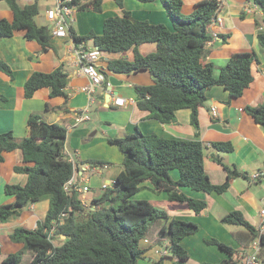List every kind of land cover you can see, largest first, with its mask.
<instances>
[{
	"label": "trees",
	"instance_id": "trees-1",
	"mask_svg": "<svg viewBox=\"0 0 264 264\" xmlns=\"http://www.w3.org/2000/svg\"><path fill=\"white\" fill-rule=\"evenodd\" d=\"M4 1L12 12V18H0V37L21 33L27 40L36 41L43 51L53 47L50 28L36 21L39 0ZM67 1L79 11H103L104 0ZM160 1L172 22L171 27L136 19L125 9L124 0H115L123 14L107 17L102 34L90 31L80 35L73 27V39L76 44L92 40L106 53L132 51V59L110 60L108 70L128 74L148 71L153 83L134 85L138 107L163 124L175 121L177 110L190 109L196 138L144 134L140 129L123 136L109 137V143L117 146L123 154V168L113 185L102 189L89 206H84L80 194L74 190L70 193L65 191L67 182L85 163L104 166L110 162L95 158L71 160L65 150L67 128L58 122H45L39 114H30V134L27 137L17 139L13 131L0 133V164L5 160V153L17 149L22 152L23 161L32 164L15 166L16 172L27 174V180L25 184L5 185V193L15 197V201L0 206V223L13 215H21L30 204L46 199L50 201L44 219L35 229L20 226L10 235L13 242L22 243L33 256L28 264H189V253L182 240L197 233L199 225L176 218L171 213L192 210L199 214L208 204L206 200L186 194L181 188L223 194L229 189L231 178L238 175V171L226 165L222 157L215 156L213 159L227 171V179L222 184L212 183L205 169L207 148L230 153L234 145L232 142L204 144L200 141L199 111L207 101V91L215 86H222L231 98L241 97L254 80L253 65L259 63L258 55L255 51L232 54L216 77L214 64L206 58L207 45L213 38L210 27L218 24L224 0H200L190 13L183 12L186 0ZM246 1L263 13L264 25V0ZM242 15H245V10ZM257 25V37L264 50V28L259 22ZM145 43H155L156 51L143 55L139 46ZM0 72L15 78L11 66L3 60H0ZM68 82L69 74L63 66L51 72L35 71L24 84V95L32 98L37 91L47 88L50 97L67 98L65 89ZM0 99L6 101L7 97L0 94ZM246 110L264 128V107L247 106ZM173 171L179 173L178 178L173 177ZM146 182L151 184L154 192L165 193L166 200L134 199L146 188ZM63 213L68 215L63 223L57 225L51 242L47 238L48 230L54 221L59 222ZM221 222L244 227L247 244L245 238L240 239L245 245L259 238L262 247L259 262L262 260L264 234H260L259 228L254 227L242 211L226 213ZM158 223H162L159 236L167 240L170 255L148 261L145 253L149 248H143L140 243ZM206 241L229 255L218 264L239 263L236 260L239 252L233 247L217 239ZM157 243L162 244L160 241ZM22 256V252L9 253L2 264H22Z\"/></svg>",
	"mask_w": 264,
	"mask_h": 264
},
{
	"label": "crops",
	"instance_id": "crops-1",
	"mask_svg": "<svg viewBox=\"0 0 264 264\" xmlns=\"http://www.w3.org/2000/svg\"><path fill=\"white\" fill-rule=\"evenodd\" d=\"M39 6V15L36 21L39 25L50 27L47 11L55 8L57 0ZM200 0H186L183 12L190 13L194 4ZM32 2V0H27ZM39 2V1H38ZM224 7L219 14L218 24L212 25L213 38L207 45V61L214 64V75L217 77L222 67L228 62L232 54L240 51H255L259 63L253 65L254 80L250 87L245 89L239 98H231L228 91L222 86H215L207 91V101L199 111V136L204 144L213 142H232L233 152L224 153L213 148H207L205 155V169L212 183L222 184L227 179V171L223 165L217 163L213 157H222L224 163L238 171V175L230 180L229 189L223 193H206L195 191L191 188H181L186 194L207 201V208L197 214L192 210L177 211L172 216L191 220L199 225V231L186 236L182 245L189 253V264H218L229 255L217 245L207 243V239H217L233 247L239 252L236 257L238 264H244L245 254L251 250V243L245 245L240 237L245 238L247 230L242 226L227 225L221 222V217L232 210H240L254 227L261 222L259 210L264 206V175L254 180L253 174L264 170V128L256 123L247 112V106L264 107V50L258 40L259 27L263 25V13L253 8L250 13L245 10L246 0H224ZM39 5V3H38ZM125 9L130 11L136 19L149 20L151 23H163L171 27L168 17L160 0L141 2L139 0H124ZM245 10V15L242 12ZM41 11L44 14H41ZM123 14L115 0H104L101 13L93 11L74 10L72 15L76 32L85 35L90 31L102 34L104 21L110 16ZM12 18V12L4 0H0V18ZM38 18H44L45 23H40ZM264 28V25L262 26ZM221 35L226 37H221ZM71 40L53 38V47L43 51L42 47L32 40H27L23 34L16 33L12 37H0V60L8 63L14 71L15 78L11 79L0 72V94L7 100L0 99V133L13 131L15 138L22 139L29 136L28 119L30 114H39L45 122L60 123L67 128L65 150L74 158L81 161L88 159H101L110 162V165L100 172L86 169L85 163L77 169V177L84 176L86 184L90 182L99 185L101 191L103 184L113 183L122 170L123 154L117 146L109 143V137L123 136L140 129L144 134L155 133L160 136L179 139H195L196 130L191 124V110L180 109L175 112L176 120L170 124H163L149 117L148 111L141 110L136 101L134 85H151L152 77L148 71L132 73H113L108 70V62L118 58H133V52L106 53L98 66L104 74V82L98 87L95 100L90 104V96L83 88L88 85L89 78L79 71L75 58L70 52ZM74 43V41H73ZM83 45L92 48V40L83 42ZM155 43H145L139 46V51L147 55L156 51ZM63 66L69 74L66 86L67 98L63 96L50 97L47 88L40 89L32 98L24 95V84L35 71L51 72ZM108 74L106 78V74ZM114 76L121 85L109 87L110 77ZM117 98L124 100V105H117ZM215 108V114L212 112ZM88 109V110H87ZM87 110V111H85ZM85 113L89 118L77 122L79 114ZM32 165L22 159V152L14 150L5 153V160L0 164V206L13 203L15 197L5 193L8 183L25 184L27 174L14 170L15 166ZM89 167L94 165L90 164ZM174 178L179 173L173 171ZM101 182V183H100ZM148 194L145 198L164 201L166 194L154 192L149 182L145 183ZM88 191V192H89ZM101 194V193H99ZM85 195L82 199L87 205L91 204L94 197ZM48 199L30 204L21 215L11 216L6 222L0 223V264L9 253L23 252L22 243L13 242L10 235L20 226L35 229L38 222L42 221L49 209ZM162 223L152 226L148 236L141 241L143 248H149L145 253L146 259L153 260L162 256L167 240L159 236ZM247 237V236H246ZM245 242L247 238H245ZM162 242L159 245L157 242ZM247 244V242H246ZM25 252H27L25 250ZM24 252V253H25ZM29 262L33 256L27 252ZM23 260V257H22ZM171 260V259H169ZM259 264H264V256Z\"/></svg>",
	"mask_w": 264,
	"mask_h": 264
},
{
	"label": "built area",
	"instance_id": "built-area-1",
	"mask_svg": "<svg viewBox=\"0 0 264 264\" xmlns=\"http://www.w3.org/2000/svg\"><path fill=\"white\" fill-rule=\"evenodd\" d=\"M76 8L74 6L68 5L67 0H57L56 6L53 9L47 11V18L51 22L50 30L53 38H64L71 40V47L70 52L72 56L75 58V63L79 68V71L86 75L89 78V83L87 86L83 88V90L89 94L90 96V104H92L95 100L93 96L98 87H101L104 82V74L101 72L98 63L102 59V51L98 46H93L92 48H88L83 45V43L76 44L75 40L73 39L72 35V24H73V13ZM74 41V43H73ZM108 86L111 87V84L108 83ZM117 105H124V100L117 98L115 100ZM88 110V109H87ZM85 110V111H87ZM212 112L215 114V108H212ZM89 118L87 114L81 113L77 117V122H80L84 119ZM71 160H74L72 154L67 153ZM87 164L86 169L90 168L92 171L100 172L101 169L107 167V165H94L89 167ZM76 171L71 179L67 182L65 186V191L70 193L74 190L76 193L82 195L84 192L89 191V186L86 184V178L77 177ZM264 175V170L261 172H257L253 174L252 178L257 179L261 178ZM113 183H105L103 184V189L107 188ZM83 196V195H82ZM82 203L84 206H87V203L84 199H82ZM259 214L261 217L260 225L258 226L260 234H264V206L259 210ZM68 215V213H63L62 217H60L59 222L54 221L51 228L48 230V240L53 242L55 237V232L57 229V225L59 223L64 222V217ZM261 243L260 239L258 238L255 240L251 245V250L245 254L244 264H259V254L261 253ZM162 256L166 255L167 252L164 251L161 253Z\"/></svg>",
	"mask_w": 264,
	"mask_h": 264
},
{
	"label": "rangeland",
	"instance_id": "rangeland-1",
	"mask_svg": "<svg viewBox=\"0 0 264 264\" xmlns=\"http://www.w3.org/2000/svg\"><path fill=\"white\" fill-rule=\"evenodd\" d=\"M47 2L48 3H51L52 1H47V0H39V6H42V5H46L47 4ZM163 5V4H162ZM47 6H48V4H47ZM164 6V5H163ZM165 8V7H164ZM253 8H256L255 6H253L250 2H248L247 4H246V6H245V10L246 11H248V12H250V13H252V12H254V10H253ZM41 14H44L42 11H41ZM47 14V13H46ZM38 20L40 21V23H45L46 22V20L44 19V18H38ZM101 183V182H100ZM89 185L91 186V189H90V191L89 192H84L82 195H85V197L87 198V196H89L90 195V197H92L93 195H98L99 193H102V191H101V188H100V186L99 185H101V184H95V182L93 181V182H90L89 183ZM148 194V192H147V190H143V191H141L140 193H138L136 196H134V199H143V198H145L146 197V195ZM100 195V194H99ZM58 242V241H57ZM165 249L168 251V252H170L169 251V249L167 248V247H165ZM26 250V249H25ZM25 250H22L23 252L22 253H24L25 252ZM27 252H29V251H27ZM27 252H25V253H27ZM24 253V254H25ZM30 253V252H29ZM31 254V253H30ZM23 257V260H22V264H28L29 263V256H27V255H23L22 256ZM261 261V260H260Z\"/></svg>",
	"mask_w": 264,
	"mask_h": 264
},
{
	"label": "water",
	"instance_id": "water-1",
	"mask_svg": "<svg viewBox=\"0 0 264 264\" xmlns=\"http://www.w3.org/2000/svg\"><path fill=\"white\" fill-rule=\"evenodd\" d=\"M110 84H111V87H113V86L121 85L122 82L121 81L117 82L116 78L114 76H111L110 77ZM152 260H153L152 258H149V261H152Z\"/></svg>",
	"mask_w": 264,
	"mask_h": 264
},
{
	"label": "clouds",
	"instance_id": "clouds-1",
	"mask_svg": "<svg viewBox=\"0 0 264 264\" xmlns=\"http://www.w3.org/2000/svg\"><path fill=\"white\" fill-rule=\"evenodd\" d=\"M50 28V27H49ZM96 46V45H95ZM102 51V50H101ZM103 53V52H102ZM102 58H103V55H102ZM105 78V77H104ZM105 80V79H104ZM108 83H110V82H108ZM74 157V156H73ZM75 159V158H74ZM78 169V168H77ZM77 171V170H76ZM75 171V172H76ZM81 198H82V195H81ZM87 206H89V205H87ZM170 253V252H169Z\"/></svg>",
	"mask_w": 264,
	"mask_h": 264
}]
</instances>
